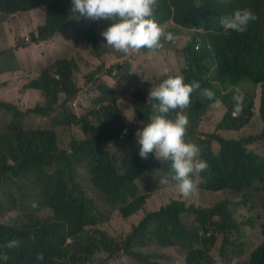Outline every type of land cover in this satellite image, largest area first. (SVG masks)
I'll return each instance as SVG.
<instances>
[{"label": "trees", "instance_id": "obj_1", "mask_svg": "<svg viewBox=\"0 0 264 264\" xmlns=\"http://www.w3.org/2000/svg\"><path fill=\"white\" fill-rule=\"evenodd\" d=\"M171 1L176 8L166 5L161 13L156 12V19L161 24L171 21L180 27L196 28L191 21L190 5L194 9L193 0ZM238 2L252 10L258 16V21L243 34L232 32L229 36H212L221 65L219 71L209 65L197 63L191 57L192 45L197 37H194L184 50V82H198L201 88L210 89L215 93V98L227 108L220 124L221 129H239L252 116L251 109L256 97H251V101L242 102L240 117L235 118L232 114L235 103L233 97L239 96L236 86L244 79H252L262 86L259 111L264 125V0ZM64 6L60 0H0V9L7 14L48 8L45 25L38 29L37 37L32 34L34 42L37 43L48 41L63 31L69 18V12ZM76 15L81 20H86L78 13ZM94 27L98 34H101L102 28L94 24L87 32L88 36L96 33ZM168 33L171 34V31ZM164 49L165 46L157 51ZM14 58L17 60L15 54ZM0 65L4 66L2 62ZM53 67L56 68L54 71ZM75 67V61L59 59L51 68L45 69L38 80L28 84V88L40 90L45 98L34 110L25 113L8 103L0 102V108L8 109L13 116L8 127L0 132V188L4 184H12L21 193L26 184H29L26 188L30 189L32 183L40 186L39 180L47 179L43 185V199L55 213L53 219L43 222L40 217L27 215L15 224H1L0 252H6L8 260H0V264H101L103 262L98 263L99 253L108 256L124 253L135 259V250L144 239L153 243H180L188 251L187 264H200L206 254L198 246L204 240L207 242V235L214 234L219 226L234 221L226 201L211 208L198 209L191 214L196 222L195 227H189L183 222V216H179L183 209L175 204L161 214L150 216L141 228L120 241L104 231L91 233L85 230L86 226L95 223V209L93 203L82 196L83 191L75 181L71 170L75 163L84 160L91 162L93 182L103 190L107 199L115 204L135 195L134 179L149 170L153 164L147 159H142L135 151L123 162V158L109 149L110 144L118 145V142L135 136V131L127 126L112 90H105V94L97 98L99 111L95 114L93 122L89 115L74 120L77 116L68 107V103L79 91L73 84L72 69ZM3 68L2 71H15L19 68V62L17 60V67ZM60 94L67 96L63 103L59 102ZM212 104L213 101L199 97L198 92L193 94L192 104L183 112L189 120L190 134L192 125ZM151 105L144 94L138 93L135 96V111L144 124L149 123ZM31 113L50 118L53 126L75 123L83 129L87 138L72 141V153L61 151L57 146L55 131L30 130L24 127L23 121ZM169 118L174 119L175 112L170 113ZM255 139L264 141V128ZM217 142L220 145L219 152L213 151L202 141L194 142L201 148L203 160L208 161L210 167L202 188L213 192L230 190L244 193L254 188L255 179L264 183V159L254 155L247 148L248 144L243 146L222 137H217ZM122 162L125 176L121 175L117 168ZM52 177L55 179L51 181ZM140 203L141 200L138 199L133 206L137 208ZM11 240L20 241V246L13 249L3 247ZM38 253H43L42 261L36 259ZM250 264H264V246L253 256Z\"/></svg>", "mask_w": 264, "mask_h": 264}, {"label": "rangeland", "instance_id": "obj_2", "mask_svg": "<svg viewBox=\"0 0 264 264\" xmlns=\"http://www.w3.org/2000/svg\"><path fill=\"white\" fill-rule=\"evenodd\" d=\"M60 1L69 3V0ZM64 7L69 12L68 21L69 26H71L64 29L62 33L54 35L51 41L44 43H34L32 34L37 37L38 29L45 25L47 7L16 14H7L0 9V63L2 62L4 65H0V70L4 69L3 67H17L14 54L19 59L18 69L13 72H7L8 70H5L6 73L0 72V74H5L0 77V95L16 102V105L23 111L34 109L37 105L42 104L45 98L40 90L30 89L27 85L40 75L42 76L43 69L51 68L55 61L68 59L70 62L75 61L77 65L72 69V73L73 84L79 89V92L69 102V108L75 114L79 117L89 115L91 122H93L95 114L99 111V106L96 103L97 98L101 94H105V90L110 89L114 92L115 98L121 106L127 125L132 129L140 128L142 121L138 119L134 111L135 96L142 93L148 100V94L152 86L154 87L166 79V74L172 76L182 75L185 62L184 49L195 35L203 32L191 30L183 37L177 36L173 39L172 44L164 49L167 50L166 54L152 51L140 54L132 53L125 56L108 48L106 41L101 34H98L95 27L96 33H91V36L87 35L92 25L96 24L104 31L111 22L81 20L71 12V3ZM170 26L171 24H168L164 29L166 30ZM30 36L32 41L26 43L24 38L29 39ZM19 46L29 47L18 49ZM17 49L18 54L15 53ZM168 51H171V53ZM165 66H169L170 69H164ZM55 69L53 67L52 70ZM8 79H13V84L8 85ZM236 91L239 96L243 97L242 102L251 101V97H256L249 121L236 130L221 129L220 124L227 112L226 106L221 102L219 108L211 106L196 120L195 124L192 125L191 134L187 126L186 142L199 143L202 141L213 151L219 152L220 145L217 142V137L226 140L236 139V141L241 142L245 138L261 134L263 120L259 111L260 86L251 81H246L242 82L236 88ZM18 93H21L19 102L15 101ZM64 99L65 96L61 95L59 102L61 103ZM240 114L239 112L236 115L239 116ZM12 117L10 112L0 108V132L8 127ZM79 117L74 120L76 121ZM44 118L36 114H30L23 121L24 127L26 129L55 131L58 139L57 146L60 150H69L72 141L87 138L83 129L75 123L53 126L50 118L43 120ZM114 148L119 153L122 151L120 146H114ZM247 148L264 157V142H252ZM86 163L78 165L76 168L72 167L71 170L75 174L76 182L80 185L82 191L84 189L88 197L96 204L100 217L97 227H89L87 232H95L99 228L113 238L126 237L133 226L139 223L146 213L159 210L175 197L176 191L171 184L160 183L161 179H154L147 207L137 215L125 219L118 209L110 207L106 203L103 194L94 186L90 170L83 167ZM53 179L55 177H52L51 181ZM46 180H39L40 186H35L32 183L30 189L26 188L29 185L26 184L24 191L21 193L14 185L4 184L0 188V225L15 224L27 215L40 218L50 216L52 212L43 199V185ZM263 198L264 187L262 185L256 186L245 193L226 190L222 193L207 194L203 190H198L195 196V204L198 206L211 207L220 201H231V211L237 221L241 223L244 234L243 238L239 239L238 235L233 233L232 243L226 246L223 254L220 250L223 247L222 237L219 238L215 246H210L208 254L213 260V264H238L239 261L242 264L251 252L261 244L263 239L262 227L264 225ZM186 222L191 224L192 219L186 218ZM238 242L245 244L241 248L243 250L247 249L245 254L243 250L236 248ZM158 253L164 255L166 257L165 261L169 264H185L184 253L180 250L174 248L160 249ZM99 260L103 264H138L124 254L114 257L103 254L99 256Z\"/></svg>", "mask_w": 264, "mask_h": 264}, {"label": "clouds", "instance_id": "obj_3", "mask_svg": "<svg viewBox=\"0 0 264 264\" xmlns=\"http://www.w3.org/2000/svg\"><path fill=\"white\" fill-rule=\"evenodd\" d=\"M62 3L64 5H68L71 3V12L75 14V17H77L78 19L79 17L76 15V13H78L81 17L92 21H111V24L104 31L101 32V36L106 41V46L114 49L116 52L124 54L125 56L130 55L132 53L140 54L157 51L162 49L163 46L167 48L168 45L172 44L173 39H175L177 36L183 37L187 34V32L191 30L202 31L203 33H199L194 36L197 37V39L193 42L191 49V57L197 63L209 65L216 71L220 70L221 65L219 62L218 51L212 41V36H229L232 32L243 34L249 31L258 21V16L246 6L241 5L238 0H193L194 9L191 8V5L190 9L192 12L191 21L196 25V28L194 29L180 27L171 21L161 24L156 19V12L161 13L162 10L166 7V5L175 7L171 0H69V3ZM168 24H171V26L165 30L164 27H166ZM70 26L68 21L67 24L64 26V29ZM71 29H73V27H71ZM169 31H171V34L168 33ZM24 40L26 43H30L32 41V37L30 36L29 39L24 38ZM51 40L52 39L48 41H41V43L49 42ZM162 41H164V43ZM29 46H19L18 49L28 48ZM18 49L17 51H15L16 54H18ZM142 49H147L149 51L145 52L142 51ZM157 52H159V54H166L167 50H161ZM168 52L171 53V51ZM17 60L19 62L18 57ZM45 69H43V71ZM164 69H170V67L165 66ZM185 69L186 66L184 62V67L182 71H184ZM132 70L135 71L134 69ZM0 72L6 73V71L2 70H0ZM3 75L5 74H0V77ZM40 77L41 75L35 80H38ZM165 77L167 78L164 79L162 82L158 83L154 87L152 86L148 94V100L146 99L149 105L152 104V114L149 117V123L144 124L143 121L137 116L134 104L135 114L138 119L142 121L140 128L132 129L129 125H127L130 129L135 131V136L133 138L129 137L125 140L118 142V145H109V149H111L118 156L123 158V162L132 151H135L138 152L139 156L142 159H147L149 163L153 164V166L149 170H145L139 177L134 179V182L136 184V193L134 196H128L125 201H121L117 204L110 202L104 194L103 190L100 189L95 182H93L94 173L91 162L89 160H84L79 162L78 164L75 163V166L73 165V168H76V166L87 162L83 167H86L90 170L94 186L103 194L106 203L110 207L118 209L122 217L125 219H129L137 215L139 212L143 211L147 207V203L150 198L149 193L153 189L154 179H161L159 181L160 183H169L175 188L176 192L174 199L162 206L159 210L146 213L145 216L140 220V222L133 226L130 233L141 228V226L149 219L150 216L161 214L163 211L171 208L175 204L180 205V207H182L183 209L182 212L179 214V216H183V222H185L189 227H195L196 222L194 217L191 216V214L195 213L198 209L211 208L214 205L223 202L220 201L211 207H201L195 204V196L198 190H203L207 194L222 193L224 191L213 192L207 191L202 188V184L205 182V175L208 173L210 168L209 162L203 160V152L198 146V144L186 142L185 137L187 135V126L189 121L187 116L183 114L184 110L189 108L192 104L193 94L197 92L199 93V97L205 98L209 101H213L212 107L214 108H219L221 106V102L215 98V93L213 91L208 88H201V85L198 82H193L191 84L185 83L184 77L182 75L172 76L170 74H166ZM246 81H251L254 84L259 85L260 88L262 87L260 84H258V82H255L252 79H244L240 82V84ZM10 83L11 81H8V85ZM61 95L65 96V99L61 102L63 103L67 99V96L65 94H60V96ZM19 96H21V93L17 94V98L15 101L19 102ZM22 96H24V94H22ZM233 100L235 103L234 111L232 114L233 117L238 118L241 114L239 116L236 114H238L239 112L241 113L242 111L243 97L234 96ZM152 101H154V103H151ZM0 102L8 103L16 107L21 112L26 113L29 111L21 110L16 105V102L11 101L6 97H0ZM3 109L8 111V109L6 108ZM172 112H175L174 119L169 118V114ZM75 115L79 117L77 114ZM43 120H47V118H44ZM225 130L236 129L229 128ZM126 131L127 130H125V133ZM259 135L245 138L241 142L236 141V139L228 140L241 143L243 146H245L247 144L250 145L252 142L256 141L264 142L262 140L255 139ZM114 146H120L122 151L120 153L117 152ZM61 151H68L69 153H72L71 147L69 150ZM253 154L257 155L260 159H264V157L254 152ZM123 162L119 166H117V168L119 169L120 174L125 176L126 171L123 168ZM254 181L256 182L254 188L256 186L261 185L264 187V183L260 182L257 179H255ZM82 196L87 200H90L93 203L95 209L93 211L95 223L93 225L86 226L85 230L87 231L89 227H97L98 220H100V217L97 211L96 204L92 199L88 197L84 189ZM138 199L141 200V203L140 206L136 208L133 206V204ZM263 200L264 198L262 199V209ZM224 201L228 202V209L234 221L230 222L227 225L219 226L214 234L209 233L207 235V242L206 240H204L198 246V248L203 249L206 254V257L202 259L200 264H213V260L209 257L208 254L209 248L210 246H215L220 237L223 238V247H221L220 249L221 253L223 254L226 250V246L232 243L231 237L233 236V233H236L239 239H242L244 236L241 229V223L237 221L231 211V201ZM50 210L52 214L48 217L40 218L41 222L53 219L55 217L54 210ZM186 218L192 219V223L188 224L186 222ZM263 228L264 225L262 227L263 239L261 244L251 252L247 260L242 264H250L253 259V256L264 246ZM96 231L102 232L103 230L97 228ZM123 238L125 237H115V239L119 241ZM244 245V243L238 242L236 248L241 249ZM19 246L20 241L11 240L7 242L3 247L7 249H13L18 248ZM151 248H153V250H151ZM169 248H174L182 251L185 257V264H187L188 251L184 248L182 244L177 242L170 244H164L162 242L153 243L148 242V239H144L143 242L136 248V258L132 259L138 264H155L157 262H160L162 264H169L165 261L166 257L158 253V250L160 249ZM246 250L247 249L243 250L244 254L246 253ZM103 254L105 253H99L98 255L100 256ZM119 254L124 253H118L114 256H117ZM36 259L42 261L44 259L43 253H38ZM0 260H8V255L6 252H0ZM98 263H100V261ZM238 264H240V261L238 262Z\"/></svg>", "mask_w": 264, "mask_h": 264}, {"label": "crops", "instance_id": "obj_4", "mask_svg": "<svg viewBox=\"0 0 264 264\" xmlns=\"http://www.w3.org/2000/svg\"><path fill=\"white\" fill-rule=\"evenodd\" d=\"M11 79H8V81H10ZM13 79L11 80V83L13 84ZM1 98H4L2 95H0Z\"/></svg>", "mask_w": 264, "mask_h": 264}]
</instances>
